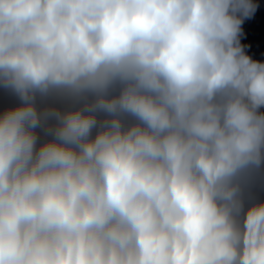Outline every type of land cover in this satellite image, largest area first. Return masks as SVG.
<instances>
[{"label": "clouds", "instance_id": "9594fccd", "mask_svg": "<svg viewBox=\"0 0 264 264\" xmlns=\"http://www.w3.org/2000/svg\"><path fill=\"white\" fill-rule=\"evenodd\" d=\"M0 264H264V0H0Z\"/></svg>", "mask_w": 264, "mask_h": 264}]
</instances>
